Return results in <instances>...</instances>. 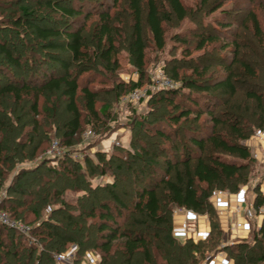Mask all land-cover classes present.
Returning <instances> with one entry per match:
<instances>
[{
  "label": "trees",
  "instance_id": "obj_1",
  "mask_svg": "<svg viewBox=\"0 0 264 264\" xmlns=\"http://www.w3.org/2000/svg\"><path fill=\"white\" fill-rule=\"evenodd\" d=\"M96 1L35 0L34 4L14 6L9 14L6 13L8 9L0 8L3 11L0 14V194L5 178L17 164L38 156L43 139L53 128L57 136L62 137L60 143L68 149L63 158L46 157L14 176L12 186L7 189L9 196L1 209L17 221L27 223L30 220L27 224L31 226L36 242L30 243L23 235L0 224V264H56L55 256L71 246L78 253V262L84 254L97 250L100 252L98 264L208 262L221 251L225 235L221 225L215 222L211 233L204 239L190 237L178 240L173 234L170 212L173 207L214 216L211 198L215 190L225 183L247 182L245 175L254 162L250 150L216 133L224 123L215 113V108L223 102L220 97L232 98L237 94L234 72L228 67L225 79L210 84L203 81L209 71L207 69L197 80L182 77L177 69L171 78L163 69L168 79L180 85L176 90L159 93L167 94L160 97L159 102L167 103L178 112L171 121L177 125L182 121L198 123L202 116L208 115L213 123L212 134L207 139L200 137L201 132L195 128L188 132L189 145L197 148L200 155H194L190 147L183 146L181 157L176 152L180 161L173 162L175 155L169 154V148L167 153L163 149L165 165L162 166L156 163V156L149 155L148 150L142 147L139 152L126 154L131 161L124 160L127 156L107 159L98 153V164L85 160L84 167L78 159L71 157L69 149L75 146L85 125L90 123L95 128L107 116L106 107L97 108L100 88H91L94 80L89 73L102 67L114 74L120 67L115 17L104 2ZM113 2L115 7L119 0ZM165 2L169 9L161 0L129 1L131 32L128 55L138 74V80L129 93L142 88L146 77V31L151 35L155 48L161 51L166 46L165 22L169 16L173 15L179 21L189 17V10L182 0ZM204 5H207V0ZM94 12H97L98 20L93 27V44L90 46L81 19L89 21ZM5 13L7 15L3 16ZM249 15L264 57V26L254 13ZM199 40L197 49L203 50L208 43L218 39L202 35ZM243 66L255 76L247 65ZM84 75L87 78L82 81ZM180 90H184L183 95H178ZM248 97L256 102L264 115V97L254 92ZM62 112L69 119L59 125V113ZM143 120L147 121V118ZM261 124H264V119ZM242 125L238 121L232 126L240 141L248 139ZM157 135L175 147V141L169 135ZM207 143L237 160L206 159ZM141 162L145 166L136 168ZM51 163L59 167L46 168ZM115 164L113 175L122 171L131 175V182L135 181V186L133 184L130 189L134 199L131 206L125 200L130 191L120 194L115 182L93 188L88 180L96 173L106 176ZM159 166L164 170L161 179L156 176ZM147 174L151 177L144 180ZM137 182L144 184L143 188H139ZM67 190L81 192L82 196L76 203H69L64 199ZM160 190L164 192L168 208L162 204ZM101 191H108L109 199L100 197ZM261 208H264V194L258 196L252 209L256 216ZM43 212L47 218L42 217ZM252 225L255 228L251 240H237L222 250L228 252L234 264H264V222L258 226L253 222ZM6 232L15 235L6 238ZM119 242H122L120 246L117 245Z\"/></svg>",
  "mask_w": 264,
  "mask_h": 264
},
{
  "label": "rangeland",
  "instance_id": "obj_2",
  "mask_svg": "<svg viewBox=\"0 0 264 264\" xmlns=\"http://www.w3.org/2000/svg\"><path fill=\"white\" fill-rule=\"evenodd\" d=\"M129 1L130 0H119L118 5L115 7H113V0L96 1L98 3L104 2L106 8L109 9L115 17V26L119 33L118 58L120 67L114 74L105 71L102 67L89 73L90 78L94 80V83L91 84V88H100V98L97 108L101 109L106 107L107 116L103 117L102 123L98 124L95 128L90 126V123L85 125L76 139L75 146L69 149L71 157L78 159L84 167H86L85 160L98 164V153L104 154L107 159L118 157V155L125 157L127 153L133 154L135 151L139 152V149L142 147H145L144 150H148L149 155L156 156V163L164 166L165 158L163 149H165L167 153V149L169 148V154L172 157L175 155V160L173 159V162L177 160L180 161V157L183 154V146L190 147L194 155H200V151L197 148L189 145V130L195 128L197 131L201 132H199L201 134H199V136L204 139L211 136L213 131V123L208 115L202 116L198 123L194 121H182L178 125L174 124L171 120L178 112L167 103L159 102L160 97L163 98L167 96V94L164 95L163 93L159 95V93L164 90L154 89L149 91L150 93L146 98L137 105L122 104L124 97L130 94L129 92L132 90V86L138 80L136 69L128 55V37L131 32V18L128 12ZM182 1L189 10V17L184 21H179L175 16H169L168 20L165 22L166 46L163 50L159 51L155 48L151 35L146 31L148 46L147 66L145 69L146 77L143 81L142 88L150 90L151 78L155 76L157 70L160 69H166L167 76L171 78L172 72L177 69L182 77L193 80L200 78V73L207 69L209 71L204 75L205 79L203 81L205 82L206 80L210 82V84L225 79L228 76L227 68L230 67L232 69L236 79L235 86L237 94L232 98L226 95L220 97L223 102L215 108V113L224 123L217 128L216 133L227 141L246 146L250 150L254 162H252L249 167V172L245 175L247 182L237 180L225 183L224 186H219L217 190H215L211 201L213 202L214 199L220 197L230 198L234 195L242 196L245 201L244 205H246V210H244L243 215L249 220V226L247 228L248 232L245 233L246 235L241 236L245 240H251L252 230L255 228L252 225L253 222L258 226L259 217L262 216L264 218V208L260 209L257 216L255 215V211L252 210L255 208L258 196L264 194V124H261L264 115L258 109L256 102L248 97V94L254 92L264 97V57L259 47L260 45L255 38L249 14L254 13L259 22L264 26V12L262 10L263 1L207 0V5H204L205 0ZM161 2L167 7L165 0H161ZM34 3L35 0H0V8L2 10L8 9V11H6V13H8L14 6L23 7L27 4ZM166 9L169 8L167 7ZM2 12L3 11L0 10V14H2ZM6 13L3 14V16H6ZM96 14L97 12H94V15L87 22L81 19V24H85L86 27L85 37L90 46L93 44V27L98 20ZM50 16L56 18L55 15ZM202 35H204L205 38L215 37L218 40L214 43H208L203 50H198L197 47L200 42L199 37ZM7 37L9 38V36ZM244 64L254 72L255 76H252V74L244 68ZM86 76L87 75H84L81 80L83 81L87 78ZM183 94L184 90L178 95ZM153 96L156 97L153 99ZM169 98L171 99L172 96ZM79 106L80 108L83 107L81 99L79 100ZM202 110L204 111L205 109L203 108ZM144 117L147 118V121L143 120ZM236 117L239 118V120H237ZM68 119L69 116L65 115L64 112L59 113V125ZM190 119L192 120L193 116ZM238 121L243 123L242 126L248 135V139L246 140L240 141L232 131V126ZM90 131H92L91 134L89 133ZM55 132L56 130L53 128L48 136L43 139L44 141L40 153L35 159L24 160L22 163L17 164L13 171H11V174L5 178L4 188L0 194V209L3 206L4 200L9 196L7 189L12 186L14 176L21 169L34 167L38 162L46 159L45 153L52 146L53 140H57L65 154H67L68 149H66L59 140L62 137L57 136ZM177 132H179V134ZM157 133L169 135L171 140L175 141V147H172L168 140L161 139ZM132 143L135 146L132 145ZM206 146L207 149L204 153L206 159L221 158L224 160H231L233 158L213 149L210 143H207ZM176 152H178L180 157H176ZM124 160L131 161L132 159L127 156V159ZM233 160H237V158H233ZM116 165L117 164L113 166L112 171L107 172L106 176L101 177L96 173L95 175L89 176L88 180L91 182L93 188L107 186L115 182L118 185L117 190L120 194L125 195V192H131L125 200L127 204L132 205L134 199L132 198L133 193L130 189L133 188L135 181L131 182L129 180L131 175L122 171H117V174L113 175ZM54 166L59 167V165L57 166L51 163L46 168ZM142 166H145V164L141 162L138 163L136 168L138 167L141 169ZM157 171L158 173L156 176H158V179L163 178V168L159 166ZM150 177L151 175L147 174L144 180H148ZM125 178H128L126 179L127 181H125ZM136 185L139 188H143L144 186V184H139L138 182ZM159 192L163 206L168 208L164 192L161 190ZM98 195L104 200L109 199L108 191H101ZM79 196H82L81 192L76 193L67 190L64 193V199L72 204L78 201ZM244 207L242 209H245ZM219 210L214 207V216L210 214H196L195 218L192 216V211L174 209L171 207L170 214L173 221V234L174 231H176L175 229L181 224L180 230L183 227L182 229L184 230L182 231L187 235L195 234L193 232L198 233L197 237L199 235H204L205 232L200 234L199 230V226L203 227V222H201V220L203 221L205 219L206 222H209V230L211 232L215 222L221 225L220 214L226 215L227 218L233 214V217L228 220H231V224L233 225L239 223L237 221V215L238 212H241L240 210L233 212H231V210ZM198 216H202V219H198ZM42 217L47 218L46 212L42 213ZM180 221L182 222L179 223ZM30 222V220L27 221V223ZM13 235L15 234L12 232H6V238ZM174 235L178 237V240L184 239L183 237H179L182 235L179 232ZM228 237L227 234L224 235L223 242L221 243V251L214 254L213 258L218 256L220 257L218 259L222 258L223 261L231 264L228 252H223L222 250L243 238L237 237L230 239L231 233ZM121 243L122 242H119L117 245L120 246ZM61 254H65L67 259L71 258V261L68 260L66 264H98L100 261V252L98 250L89 251V253L84 254L81 262H78V253L74 246H71ZM211 263V260L208 262L205 260L200 261V264ZM56 264L64 263L57 262Z\"/></svg>",
  "mask_w": 264,
  "mask_h": 264
},
{
  "label": "built area",
  "instance_id": "obj_3",
  "mask_svg": "<svg viewBox=\"0 0 264 264\" xmlns=\"http://www.w3.org/2000/svg\"><path fill=\"white\" fill-rule=\"evenodd\" d=\"M149 88H150V90H147L146 88H140V89L135 90L134 92H132L129 95H127L126 97H124L122 104L137 105L138 103L142 102L146 98V96L149 94V91L154 90V89H157V90H176L179 88V84L168 79L165 76L163 70L160 69V70H157L155 76H152ZM89 133L91 134L92 131H90ZM45 155L47 158H61V157L65 156L66 154H65L63 148L60 146L59 142L57 140H53L52 146L50 147V149L47 150ZM263 221H264V218L262 216L259 217V222H258L259 225H261ZM0 224L2 226L7 227L10 230L17 232L18 234L23 235L24 237H26L28 239V241L30 243L36 242V239L33 238V235L31 233L32 228L30 225H28L22 221H17L15 219H13L7 212H5L1 209H0ZM205 224L208 227L210 226L208 221L205 222ZM248 226H249V220L247 218H245V220L239 222L235 226V229L247 230ZM180 236L183 238H186L187 234L184 232V234H182ZM216 257L217 256H215L213 258V260L211 259V262H212L211 264H215V260H217ZM55 259L57 262L64 263V264L68 263V260L71 261V258L67 259V256L65 254H58L55 256ZM93 264H96V263H93Z\"/></svg>",
  "mask_w": 264,
  "mask_h": 264
},
{
  "label": "crops",
  "instance_id": "obj_4",
  "mask_svg": "<svg viewBox=\"0 0 264 264\" xmlns=\"http://www.w3.org/2000/svg\"><path fill=\"white\" fill-rule=\"evenodd\" d=\"M244 202L245 201H244V198L242 196L234 195V196H232L230 198H227V197L226 198L225 197L224 198L223 197L221 198L220 197V198L214 199L212 203H213V206L215 208H218V210L219 209L220 210H223L224 209V211L231 210V212H233V211H239L240 210L241 212H238V215H237V221L238 222H241V221L245 220V217H246L245 215H243L244 210H246V205H244L245 204ZM243 207L245 209H242ZM192 213H193L192 216L196 218V213H194V212H192ZM219 217H220L221 228L223 229L224 234H227V237H228L229 234L231 233V238L230 239L237 238V237L243 238L241 235L245 236L246 235L245 233L248 232L245 229L244 230H237V229H235V226L236 225L231 224V220H228L229 218H232L233 217V214H231L230 217L228 216V218H227L226 215L224 216L223 214H220ZM198 219L201 220L202 219V216H200V217L198 216ZM176 222H178V221H176ZM181 222L182 221H180L179 223H181ZM201 222H203V227L202 226H199L200 234H202V232H205V234L204 235H199L197 237L198 233L197 232H193L196 235L195 234H193V235H190L189 234V235L186 236V238L193 237L195 240H199V239L206 238L211 233L210 230H209V227L206 226V224H205L206 220L205 219L203 221L201 220ZM184 224H185V222H184ZM199 224H200V221H199ZM179 225L180 226H178L177 229H175L176 231H174V234H176L177 232H179L181 234H184V231H182V230H184V229H182L183 227L180 230L181 224H179ZM179 237H181V236H179ZM186 238H184V239H186ZM184 239H182V240H184ZM216 258H217V260H215V263L216 264H228L227 262L223 261L222 258L221 259H218V258H220L218 256ZM231 264H234V262L232 260H231Z\"/></svg>",
  "mask_w": 264,
  "mask_h": 264
}]
</instances>
